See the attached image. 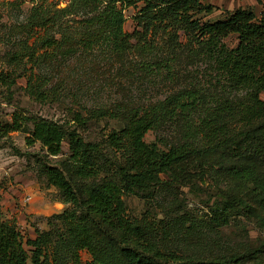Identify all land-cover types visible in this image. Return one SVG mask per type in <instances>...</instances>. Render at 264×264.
Segmentation results:
<instances>
[{"label": "trees", "instance_id": "16d2710c", "mask_svg": "<svg viewBox=\"0 0 264 264\" xmlns=\"http://www.w3.org/2000/svg\"><path fill=\"white\" fill-rule=\"evenodd\" d=\"M205 1L69 0L62 8L45 5V1L33 5L32 19L23 28L34 32V45L23 41L10 60L31 64L27 85L36 99L50 95L46 84L35 77V68L49 50L61 48L71 38L88 45L104 43L120 53L152 50L163 39L172 53L186 46L193 56L208 62L219 81L209 89H184L131 112L125 125L107 137L108 145L124 157L122 163L106 157L97 142L86 140L66 124L14 115L13 122L2 127L6 133L26 131L28 144L39 142L52 156L60 155L63 143H68L71 154L66 160L58 165L42 162L40 169L72 208L55 215L50 230L27 240L15 223L0 218V264H81V250L93 257L87 264H264V242L210 256L168 247L164 240L178 235L182 224L173 203H168L171 206L165 212L170 220L160 227L132 219L124 200L126 195H135L153 204L167 186L185 185L206 175L218 185L215 226L229 225L237 211L263 220L264 2L260 15L240 7L224 19L204 21L201 15L217 9ZM89 5L97 12L81 16L80 9ZM129 7L139 8L130 33L124 28V11ZM231 36L237 38L234 47L225 41ZM38 49L43 52L37 55ZM15 80L0 73L3 86L14 85ZM73 120L85 124L87 118L75 113ZM170 125L180 132L175 144L164 143L162 148L146 141L150 131ZM222 181L225 188L219 186ZM159 231L162 240L156 238Z\"/></svg>", "mask_w": 264, "mask_h": 264}, {"label": "rangeland", "instance_id": "374dc122", "mask_svg": "<svg viewBox=\"0 0 264 264\" xmlns=\"http://www.w3.org/2000/svg\"><path fill=\"white\" fill-rule=\"evenodd\" d=\"M13 1L0 0V73H8L16 79L9 87L0 83V218L15 223L27 240L50 230V222L57 220L55 215L72 208L40 169L42 162L58 165L71 152L64 142L62 153L52 156L39 142L28 144L26 131L6 133L2 127L11 124L14 115L42 117L66 124L86 140L97 142L106 157L122 163L124 157L108 145L107 137L125 125L131 112L150 107L184 89H209L219 80L208 62L193 56L186 46L172 53L163 39L158 40L152 50L120 53L104 43L88 45L71 38L61 48L49 50L35 68V77L46 84L50 95L47 99H36L27 85L31 64L27 60L12 62L10 56L20 50L23 41L34 45V32L23 28L32 19L34 4L45 1V5L58 4V8H62L69 0H25L21 5L12 6ZM205 2L217 9L210 15H201L203 20L216 21L240 7L252 8L260 15L264 0ZM138 9L129 7L124 11L127 17L124 28L129 33L135 28L133 15ZM96 12L95 6L89 5L79 13L84 16ZM69 30L71 33L73 28ZM181 41L185 45L184 34ZM225 41L230 47L237 44L236 36ZM69 47L70 51L65 53ZM42 52L36 51L37 55ZM261 98L264 99V93ZM75 113L87 118L86 123L74 121ZM179 136V130L170 125L150 131L145 139L165 148L164 143L175 144ZM170 180L167 177V181ZM224 183L219 182V186L225 188ZM217 186L213 178L205 175L204 179H193L185 185L167 186L153 204L135 195H126L124 200L132 219L160 227L170 220L165 212L171 206L168 203H173L182 224L179 234H171V239H165L164 244L179 252L210 256L258 247L264 242V212L260 213L262 220L255 214L237 211L229 225L215 226L213 208L219 193ZM155 233L156 238L162 240L161 232ZM79 256L81 264L93 260L87 250H81Z\"/></svg>", "mask_w": 264, "mask_h": 264}]
</instances>
